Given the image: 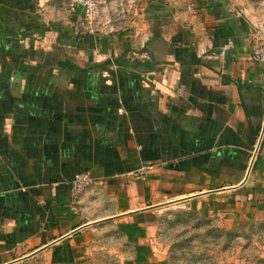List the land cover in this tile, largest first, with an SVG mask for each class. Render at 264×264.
Masks as SVG:
<instances>
[{
    "label": "crops",
    "instance_id": "crops-1",
    "mask_svg": "<svg viewBox=\"0 0 264 264\" xmlns=\"http://www.w3.org/2000/svg\"><path fill=\"white\" fill-rule=\"evenodd\" d=\"M50 2L0 0V264H165L170 206L263 218L247 0H137L111 34L80 30L81 11L43 16ZM81 172L94 183L77 197Z\"/></svg>",
    "mask_w": 264,
    "mask_h": 264
},
{
    "label": "rangeland",
    "instance_id": "rangeland-1",
    "mask_svg": "<svg viewBox=\"0 0 264 264\" xmlns=\"http://www.w3.org/2000/svg\"><path fill=\"white\" fill-rule=\"evenodd\" d=\"M247 2L262 21L256 28L264 37V0ZM210 208L202 216L191 207L173 205L160 214L156 249L163 262L264 264V217L231 227L214 204Z\"/></svg>",
    "mask_w": 264,
    "mask_h": 264
},
{
    "label": "built area",
    "instance_id": "built-area-1",
    "mask_svg": "<svg viewBox=\"0 0 264 264\" xmlns=\"http://www.w3.org/2000/svg\"><path fill=\"white\" fill-rule=\"evenodd\" d=\"M51 1V0H50ZM48 3L41 9V14L45 16L50 12L67 11L70 14H76L81 11L79 20L80 30L91 33L104 32L111 34L116 31L115 24L131 16L137 9V0H55ZM233 46L228 43L221 53L224 57L227 50ZM252 60L264 64V41L260 44L252 56ZM264 136V125L262 136ZM94 179L88 172L78 173L72 183L71 188L75 196L82 195L92 184Z\"/></svg>",
    "mask_w": 264,
    "mask_h": 264
}]
</instances>
